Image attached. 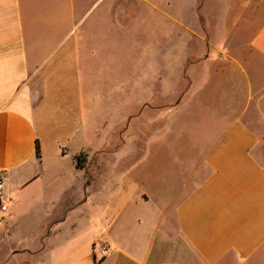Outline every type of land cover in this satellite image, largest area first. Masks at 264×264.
Segmentation results:
<instances>
[{"label":"crops","instance_id":"1","mask_svg":"<svg viewBox=\"0 0 264 264\" xmlns=\"http://www.w3.org/2000/svg\"><path fill=\"white\" fill-rule=\"evenodd\" d=\"M222 1L216 23L207 0L174 18L203 48L171 107L185 145L129 159L123 140L97 152L107 97L83 95L81 53L91 86L97 32H128L131 1L0 0V264H264V0H235L232 26Z\"/></svg>","mask_w":264,"mask_h":264},{"label":"rangeland","instance_id":"2","mask_svg":"<svg viewBox=\"0 0 264 264\" xmlns=\"http://www.w3.org/2000/svg\"><path fill=\"white\" fill-rule=\"evenodd\" d=\"M130 1L128 7L120 8L128 10V32L125 30L122 35L117 28L119 23L108 24L107 33L97 32L107 43V51L93 63L97 75L91 86L88 55L84 49L81 53L83 95L107 97L97 104L94 144L101 152L123 140L133 148L127 153L129 159H150L158 153L161 158H175L170 146L186 142L185 103L171 107L184 100L188 88L185 67L200 61L203 48L201 44L188 46L186 28L178 27L174 18L181 13L180 26L192 21L190 9L200 0H141V4H136L139 0ZM234 1H222L231 26L236 14ZM218 3L219 0H207L205 11L210 24L216 23L213 20L219 14ZM196 25L200 31V24ZM189 50L194 54L187 55ZM143 141L145 153H141ZM100 152L98 159L104 154Z\"/></svg>","mask_w":264,"mask_h":264},{"label":"built area","instance_id":"3","mask_svg":"<svg viewBox=\"0 0 264 264\" xmlns=\"http://www.w3.org/2000/svg\"><path fill=\"white\" fill-rule=\"evenodd\" d=\"M3 188V178L0 176V193L2 191ZM109 254V246L106 244H100L97 248V257L96 260L101 261L103 259H105Z\"/></svg>","mask_w":264,"mask_h":264},{"label":"trees","instance_id":"4","mask_svg":"<svg viewBox=\"0 0 264 264\" xmlns=\"http://www.w3.org/2000/svg\"><path fill=\"white\" fill-rule=\"evenodd\" d=\"M36 154H37V156H39V148H38V144H36ZM81 158H82V156H79V157L77 158V164H80V162H81ZM0 207H1V201H0Z\"/></svg>","mask_w":264,"mask_h":264}]
</instances>
